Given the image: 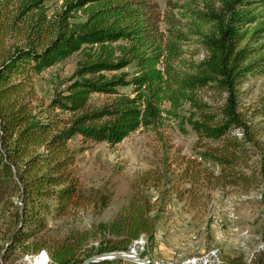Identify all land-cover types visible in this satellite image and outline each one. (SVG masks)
Masks as SVG:
<instances>
[{
  "label": "trees",
  "instance_id": "16d2710c",
  "mask_svg": "<svg viewBox=\"0 0 264 264\" xmlns=\"http://www.w3.org/2000/svg\"><path fill=\"white\" fill-rule=\"evenodd\" d=\"M65 4L81 11L84 19L68 22L63 14L51 24L43 19V0H0V187L17 192L20 202L9 248L27 254L45 250L52 264H82L94 255L127 250L141 235L151 236L162 208L151 214L155 202L145 189L161 184L160 169L139 172L116 221L99 226L120 237L110 246L92 252L93 247H87L91 230L71 229L61 238L46 237L45 232L49 214L66 217L85 207L101 212L110 202L108 193L82 186L75 172L77 150L69 141L79 136L114 145L140 127H153L164 103L173 116L187 103L185 120L197 141L202 147L205 141L217 143L201 157L215 162L219 172L186 160L171 183L175 198L183 199L186 190L204 178L216 187L249 186L252 179L244 169L254 162L252 157L264 182V141L254 138L239 106L240 85L249 76L264 78V0H218L217 7L208 5L197 18L204 54L179 66L161 58L157 0H65ZM34 9L37 18L27 22L24 43L2 51L8 29ZM75 52L84 58L69 83L55 90L48 103L39 104L34 75ZM131 63L135 72L104 74ZM129 86L131 93L117 90ZM95 93L116 96L90 108ZM254 110L262 116L264 129V97ZM182 182L190 186L183 188ZM219 260L218 264H248L240 254H222Z\"/></svg>",
  "mask_w": 264,
  "mask_h": 264
},
{
  "label": "rangeland",
  "instance_id": "374dc122",
  "mask_svg": "<svg viewBox=\"0 0 264 264\" xmlns=\"http://www.w3.org/2000/svg\"><path fill=\"white\" fill-rule=\"evenodd\" d=\"M160 11L159 29L162 32L161 58L172 59L179 66L183 60H198L204 54L200 43L199 13L206 12L208 5L217 7L218 0H157ZM43 19L55 23L59 15H66L68 22L84 19L81 11L70 8L65 0H43ZM34 13L30 18V13ZM37 10L27 11L16 25L4 35L2 51L22 45L27 33V22L37 18ZM175 46L173 49L172 46ZM169 49L171 52H169ZM82 53L75 52L69 57L34 75L33 84L38 103L46 104L55 90L64 88L72 78L77 62L83 59ZM162 60V59H160ZM159 66H161L159 64ZM130 65L115 72H104L109 77L114 73L135 72ZM128 77H130L128 75ZM240 111L250 126L255 139L264 141L262 116L254 108L264 97V78L249 76L240 85ZM119 92L131 93V87H119ZM116 94H93L90 108H99L111 102ZM37 103V102H36ZM164 111L153 127H140L119 143L84 140L79 136L72 138L69 145L77 150L75 172L85 188L100 189L110 196L109 205L101 212L92 207L81 208L66 217L47 216L46 237L61 238L71 229L91 230L92 237L87 247L96 252L98 246L108 247L120 237L99 226H109L116 221L119 211L130 199L132 183L139 172L147 169H160L163 181L156 188L145 189L155 202L151 214H159L151 236L141 235L130 243L127 251L133 249L135 255L148 260L150 264H218L222 254L242 255L248 264L264 261V182L256 173V157L244 169L251 177L249 186L216 187L206 179L197 182L186 190L183 199L175 198L171 183L180 172L186 160L200 162L207 171L217 174L219 166L211 159L201 157V152L216 142L205 141L203 147L197 141L196 133L186 122L188 104L173 116ZM233 134L240 136L239 130ZM176 181L174 182V184ZM182 182L181 187H189ZM0 187V264H32L36 257H44L45 264H52L49 254L40 250L27 254L19 248H9L8 240L15 227L14 214L20 206L19 194ZM100 228V229H99ZM95 234V235H94ZM140 241V243H139ZM137 242V243H136ZM113 263L138 264L113 258Z\"/></svg>",
  "mask_w": 264,
  "mask_h": 264
},
{
  "label": "water",
  "instance_id": "95a60500",
  "mask_svg": "<svg viewBox=\"0 0 264 264\" xmlns=\"http://www.w3.org/2000/svg\"><path fill=\"white\" fill-rule=\"evenodd\" d=\"M113 258H120L126 261L144 262V264H149V261L142 260L141 258L133 259L129 257L127 254L122 253L121 251H111V252H105L98 255H94L84 260L82 264H89V263L98 262L106 259H113Z\"/></svg>",
  "mask_w": 264,
  "mask_h": 264
},
{
  "label": "bare ground",
  "instance_id": "6f19581e",
  "mask_svg": "<svg viewBox=\"0 0 264 264\" xmlns=\"http://www.w3.org/2000/svg\"><path fill=\"white\" fill-rule=\"evenodd\" d=\"M139 243H140V241H139ZM121 252L122 253H127L128 255L132 256L134 259L141 258L142 260H145L143 257H141L139 255H135V251L133 249L131 250V252H129L127 250H123ZM145 261H148V260H145ZM44 262H45V258L41 257V256L40 257H36L35 259L32 260V264H45ZM136 263L144 264V262H136ZM149 264H150V262H149Z\"/></svg>",
  "mask_w": 264,
  "mask_h": 264
},
{
  "label": "built area",
  "instance_id": "2783aa9c",
  "mask_svg": "<svg viewBox=\"0 0 264 264\" xmlns=\"http://www.w3.org/2000/svg\"><path fill=\"white\" fill-rule=\"evenodd\" d=\"M125 254H127V253H125ZM128 255V254H127ZM129 257H131V258H133L132 256H130V255H128ZM134 259V258H133Z\"/></svg>",
  "mask_w": 264,
  "mask_h": 264
}]
</instances>
